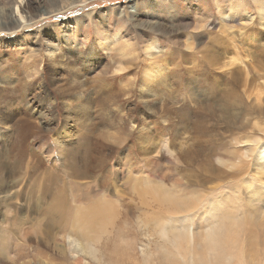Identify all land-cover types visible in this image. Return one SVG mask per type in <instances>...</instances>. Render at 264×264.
<instances>
[{
  "label": "rangeland",
  "instance_id": "rangeland-1",
  "mask_svg": "<svg viewBox=\"0 0 264 264\" xmlns=\"http://www.w3.org/2000/svg\"><path fill=\"white\" fill-rule=\"evenodd\" d=\"M19 1L0 0V170L4 174L0 194L14 197L0 208H11L15 220L21 210L33 214L35 205L41 206L33 216L24 215L25 225L35 231L33 237L42 240L30 264H216L213 252L200 240L209 217L206 205L186 219L197 240L168 258L160 248L167 242L161 228L172 226L163 221L167 211L139 189L141 184L134 185V178H151L150 160L170 174L175 165L172 160L182 159L189 147H199L200 133L179 112L186 99L166 94L162 85L167 84L162 87L166 91L169 86L179 87L176 80L184 85L188 78L198 76L199 68L215 65L216 76L234 68L241 80L238 94L244 106L264 111V17L256 0H246L245 9L242 0H157V5L153 4L156 0H22L23 14L29 15L26 22L4 20L6 8L20 18ZM219 3L233 7L237 3L242 10L233 13L236 19L227 16L223 20ZM247 9L254 19L245 26L241 17ZM119 32L128 41L113 43L111 36ZM154 38L159 47L147 52ZM196 65L197 70H191ZM206 88L192 90L201 94ZM217 129L228 127L222 122ZM216 142L217 149L211 148L217 155L234 157L230 145ZM214 149L207 147L203 152L214 170L206 169L208 158L184 164L183 186L203 189L209 200L214 199L216 189L220 199L229 193L234 196L230 188L238 182L244 200L246 180L226 174L231 170L217 159ZM249 154L247 166L255 161ZM255 181L258 186L264 178ZM161 182L172 185L167 178ZM38 184L47 192L40 199L34 195ZM59 188L68 193L70 206L85 207L103 194L112 200L113 217L89 234L98 248L95 255H85L74 244L71 247L70 240L67 253L58 251L52 234L44 229L50 222L47 207L60 195ZM219 204L223 206L222 200ZM245 207L235 203L226 210L242 213ZM262 223L252 228L259 238L242 243L248 249L245 264H264ZM33 237L30 247L37 245ZM234 262L238 263L231 257L224 260Z\"/></svg>",
  "mask_w": 264,
  "mask_h": 264
},
{
  "label": "bare ground",
  "instance_id": "bare-ground-1",
  "mask_svg": "<svg viewBox=\"0 0 264 264\" xmlns=\"http://www.w3.org/2000/svg\"><path fill=\"white\" fill-rule=\"evenodd\" d=\"M20 1L16 3V12L18 15L20 14V18L16 17V14L12 12H8V8H6L5 13L7 14L4 16V20L13 23L26 22V17L29 18V15L23 14V11L25 10L21 6L22 0ZM242 2V9H245L247 7L246 0H242ZM256 2L260 14L262 15V17H264V0H256ZM153 4L157 5L158 1H154ZM218 5V9L221 16L223 17V20L227 16L236 19L233 13H235L237 10H242L241 8L236 6L237 3L234 7L232 3H219ZM253 19L254 13L251 10L247 9L241 17V22L242 24H245V26H248L253 22ZM111 37L113 43H121L124 42L123 40L128 41L125 36L120 34V32L119 34H114ZM227 46L229 45L227 44ZM53 47L55 50L57 49L56 46L53 45ZM153 47H159L156 38H154L150 44H147V52H150L151 48ZM220 48H223V45ZM234 62L235 61H232L231 64H235ZM214 66L215 65H213L212 67H204L201 70L199 68V73L197 74L198 76L195 75L193 76V78H188L184 85L181 83V81L176 80L175 83L178 84L179 87H177V85H175L174 87L169 86L171 87V89H168L167 91L165 88H162L167 86V84L165 86L162 85L161 87V90L168 95L177 93L178 95L180 94L182 98L186 99L187 102L182 104L179 112L182 116H184L185 120H188L190 122L191 128L196 129L200 133L198 138L199 147L196 149H190L189 147L188 151H186V153L182 156V159L178 158V161L172 160L175 165L173 168H171L170 174L165 171H160V166L156 163V161L150 160L149 163H151V167H147V172L151 174V178H149L148 176H146L145 179H142L141 177H135L134 185L141 184V188L139 189L143 193L150 194L154 199L160 202L161 205H164L163 208H165L167 211V218L163 221H165V223H172V226H164L160 231L162 235L167 237V242L160 247L164 256L170 258L175 255V251L184 250L186 248V244H190L192 243V241L197 240L198 235L195 236V232H190L188 226L186 225V219H188L191 214L196 213L201 208V205L205 204L207 213L209 214L210 218L208 217L205 221L206 225L204 226L206 228L203 227L205 228V230L200 235V240L203 242L206 250L213 252L214 255L212 258L214 260V263L226 264L224 263V260L228 257H231V259L235 258L237 260L238 263L236 264H245L244 254L248 249L245 250L243 244L249 238H259V235L257 236L256 232L253 231L252 228H256L254 227V224L258 222L261 224L262 222H264V181L260 182V185L258 186H256L255 184L256 179L258 181H261L262 178H264L262 177L264 176V111L258 110L254 107L248 108L247 106H244V103L238 94V88L241 85V80L234 68L229 69V71L226 70L227 72L224 73L226 75L223 74V71V76H216L214 75V72H216V68ZM225 66L226 65H224V67ZM194 69L197 70V65L196 67H191V70ZM148 74L149 73L145 74V78L148 77ZM218 75L220 74L218 73ZM200 85H202L203 87H201ZM204 87L207 88L204 89L201 94L194 93V91L192 90H196L197 88L203 89ZM204 93L206 94L204 95ZM112 96L115 97L114 92ZM220 117H225L227 123L225 122V120H219ZM237 118H240L241 121L237 120ZM222 122H224L228 129H217V123L222 124ZM236 129H242L245 132H240ZM230 135H232V137L228 138ZM216 141H221V145H230L232 149L229 151L230 153L234 154V157L231 159H224L221 155H217L218 151L215 149H217L218 146H216V144L218 143ZM120 142H124V140L121 139ZM149 142L151 143L150 140ZM241 142H246L247 147H239V144ZM211 146H213L215 149L211 148ZM207 147H209L210 149H214L217 159H220L229 167L231 172L226 174L230 175L232 178L242 177L241 182H244L246 180L247 189L246 191H243V193L246 194L244 200L241 198V193H239V186L242 183L238 184V182H235V184L230 188L231 191L235 193L234 196L229 193V195L225 194L220 199V196H218L216 189L213 195L214 199L210 198L209 200L207 198V195L203 196V189H188V187L183 186L184 176H181V171L184 170L183 165H188L187 163L193 162L194 159H202L204 156L203 152ZM249 153L254 155L255 161H251L250 166L248 165V167L246 165L245 158L250 155ZM206 158H208L205 166L206 169L208 171H213V162H210L209 156L204 157L203 159ZM253 166H256V168L253 169ZM247 168V176H243V173ZM253 170L255 172H253ZM255 173H259V176H256ZM152 175L158 176L159 179L155 180ZM2 177H4V174L3 171L0 170V178ZM51 177L52 176L50 175V178ZM165 178L171 181V187L161 182L162 179ZM1 182L3 184L4 181L1 179ZM43 185L38 184V187L35 188V193L33 192L34 195L39 197V199L43 196V194L47 193L45 192V188H43ZM71 185H75L76 188L75 182H72ZM73 189L70 188L71 191H73ZM0 192H2V190ZM6 192H8V190ZM237 192L238 194L236 195ZM68 196V193L64 192L63 189H60L59 196H54L53 201L51 202V206L47 207L50 222L46 225H43L44 229L45 227H47V231L52 234L50 237L58 251L67 253V240H70L71 247L74 244L75 247L77 249H80V251L82 253H85V255H95L98 248L94 245V240L91 241V239L89 238V234L93 235L94 232L91 231L92 228L96 230L97 226L101 225L107 220H110L113 217V213L111 211L112 200H108L106 198V195L103 194L102 196L98 197L97 201L93 202L95 200L94 199L92 200L91 204H88L85 207L81 205L70 206L66 203L69 199ZM93 196L97 197L95 195ZM13 198L14 197L11 194L1 193L0 204L2 202L6 204L8 201H12ZM221 200L223 206L219 204ZM235 203L246 205L245 210L242 213L226 210ZM35 206L37 207V209H33V214L38 213V209H40L38 207L40 206L38 203ZM3 207L5 208H0V216L3 220L0 221V264H30L32 262V256L39 252L38 250L42 245V240L33 237V234L35 233L32 232L35 231L31 229V227L25 225V222L27 221L24 220V215L33 216V214H23L24 212L21 210V215L13 220L11 217V208H8L7 206ZM251 208H253V210L249 212ZM13 211L16 212L15 210ZM204 211L205 210H202V213L206 216L207 213H205ZM44 219H46V216H43V220ZM15 221L18 223V225L15 224ZM13 223L15 225H13ZM200 230L201 229L197 231L198 234L201 232ZM261 232L262 240L260 241H263L264 227ZM31 236L35 238V241L37 243V245H35L34 247L29 246L31 245L30 241L33 240ZM75 247L74 249L72 248V252L76 251ZM201 257H198V259H200ZM203 258L206 260L205 255L203 256ZM175 261L172 260L170 262L174 263Z\"/></svg>",
  "mask_w": 264,
  "mask_h": 264
}]
</instances>
